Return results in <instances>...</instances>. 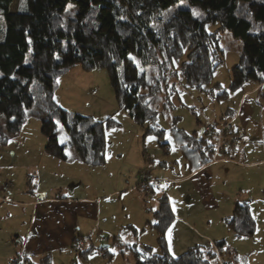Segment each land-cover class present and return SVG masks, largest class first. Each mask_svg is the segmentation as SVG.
Segmentation results:
<instances>
[{
	"label": "rangeland",
	"instance_id": "374dc122",
	"mask_svg": "<svg viewBox=\"0 0 264 264\" xmlns=\"http://www.w3.org/2000/svg\"><path fill=\"white\" fill-rule=\"evenodd\" d=\"M18 3L13 0L10 10ZM173 7H189L193 14H202L186 0ZM205 27L213 32L218 24L207 22ZM18 35L17 29L5 26L0 15V39L12 41ZM219 35L223 61L211 80L197 88L178 79L168 94L170 104H162V97L154 101L162 138L145 133L148 123H138L119 107L106 68L84 70L75 64L59 75L53 98L62 108L93 119L113 114L116 124L105 130V160L96 165L75 162L57 171L59 180L74 191L72 196L85 195L91 203L38 201L32 206L35 215L33 211L21 215L23 209L9 202L30 191L11 195L14 188L4 183L5 170L9 162L25 166L28 160L20 153L29 152L31 144L36 147L45 140V148L41 112L33 105L20 130L0 145V154H15L6 162L0 159V212L4 214L0 215V264H10L21 250L10 233L18 231L24 237L27 229L39 225L45 238L64 236L68 229H72V237L77 236L63 246L69 254L64 258L51 255V264H155L161 251L158 236L162 225L156 211L162 195L173 214L163 227L171 255L196 243L224 239L222 260L235 254L239 264H264V86L249 79L231 87L230 69L239 60L242 42L228 30ZM30 50L31 44L27 57ZM175 66L179 70V63ZM3 121L0 114V125ZM58 130L62 142L64 134ZM45 161L43 156L39 162ZM204 163V168L190 173ZM56 193L66 192L58 189ZM237 199L249 200L255 222L254 232L240 238L224 218L232 214ZM42 210L48 216L43 213L40 217ZM77 243L78 252L73 248Z\"/></svg>",
	"mask_w": 264,
	"mask_h": 264
},
{
	"label": "trees",
	"instance_id": "16d2710c",
	"mask_svg": "<svg viewBox=\"0 0 264 264\" xmlns=\"http://www.w3.org/2000/svg\"><path fill=\"white\" fill-rule=\"evenodd\" d=\"M18 1L11 11L13 0H0L5 26L19 31L12 41L0 39V114L4 117L0 145L20 130L28 110L36 105L46 153L65 160L71 149L76 159L90 165L105 160V130L116 124L113 114L93 119L62 108L53 98L57 78L75 64L84 70L106 68L119 107L138 123L147 122L145 133L162 138L154 101L162 97V104H170L168 94L178 79L197 88L211 80L223 61L221 30L230 31L242 42L239 60L230 69L231 87L249 79L264 86V0H186L201 15L193 14L189 7H173L181 0ZM207 22L218 27L209 32ZM183 56L185 60H181ZM59 128L64 134L62 142ZM156 213L162 227L155 264H239L235 254L222 260L223 239L213 245L197 243L171 255L163 227L173 214L164 195ZM225 220L236 237L254 232L249 201H236ZM17 255L10 264H51L50 255L37 263Z\"/></svg>",
	"mask_w": 264,
	"mask_h": 264
},
{
	"label": "crops",
	"instance_id": "0c3cea01",
	"mask_svg": "<svg viewBox=\"0 0 264 264\" xmlns=\"http://www.w3.org/2000/svg\"><path fill=\"white\" fill-rule=\"evenodd\" d=\"M26 142L27 141L24 139V143ZM43 142L45 144V140ZM44 144H37L36 147H33L34 145L33 143L31 144L32 147L28 146L29 149L27 150H30L29 152L20 153L24 161L28 160L26 161L27 164L25 166L12 164V163L9 164L10 162L7 163V168L5 170L7 178H5L4 183L9 184L8 188L13 186L14 192L11 195L13 196L20 195L21 192L24 193L27 189L28 191H30V194L28 193V195L27 194L22 196L20 195L19 196L20 199H14L11 202H9V204L23 209V212L20 211L21 215L22 214L31 215L32 211L34 212L35 215L36 208L35 210L34 209L32 210V206H34L33 204L38 201H42L40 202V204H43L45 202L56 203L65 200H67L66 202H70L72 199V201L74 202L77 200H81L82 201L81 203H91L88 201L90 200V198H88L85 195L80 196L79 194L76 196H72L71 194L74 191L69 187V185H65L64 181L59 180L57 176V171H63L60 169V166L63 165L62 166L63 169L66 168L67 166L75 164V162H79L81 164L82 162L74 157V153L73 151H71V149L70 151L68 150L69 157L65 160L58 159L52 155H49L48 153L45 152L42 146ZM40 146H42V148H40ZM8 156H10V159H12L15 156V154L11 153L5 155L4 153H1L0 159L3 158L2 160L6 162V159L8 160ZM43 156L44 159H46L47 161L41 164L39 161ZM203 165H205V163L202 164L201 166H198L197 168L195 167L196 169L192 170L190 173H193L200 167L204 168L205 166ZM69 178L70 176H68V179ZM63 186H66V188ZM58 189L62 192L65 191L66 193H64L63 195L60 194L58 195V193H56ZM53 193H55L56 196L52 195ZM238 200L243 201L245 199H237L236 201ZM38 204L39 202L36 205ZM25 207H30V209L28 210ZM84 210L85 208H82V211ZM42 214L44 216H48L47 211L42 210L40 217L42 216ZM86 214L87 213H85V215ZM0 215L4 217V214H2V212H0ZM38 227H40V225ZM38 227L37 229H35V227L32 228L31 230L27 229V231H25L24 237H21L19 234L20 232L18 231L14 232V234L12 235L10 233V236L12 237L14 236L17 245H20L21 250L18 252L19 254L24 255V257H26L31 263H37L38 259L44 255H50V257L51 255H53V258L54 257L64 258V256L69 254V252L63 248V246L67 245L70 239H71L70 240L71 243H73L74 239L77 237V236L72 237V231H71L72 229H68L69 232L66 231V234L64 236L53 239V238H45L42 233V229L38 230ZM217 240H221V239H217ZM213 243L214 242H212L211 245H213ZM54 252H56V254H54Z\"/></svg>",
	"mask_w": 264,
	"mask_h": 264
},
{
	"label": "built area",
	"instance_id": "2783aa9c",
	"mask_svg": "<svg viewBox=\"0 0 264 264\" xmlns=\"http://www.w3.org/2000/svg\"><path fill=\"white\" fill-rule=\"evenodd\" d=\"M78 246H80V243H77V244H75V245L73 246V248L75 249L76 252H78ZM213 248H214V250L217 252L216 247H213ZM217 256L219 257L218 252H217ZM218 259H219V258H218Z\"/></svg>",
	"mask_w": 264,
	"mask_h": 264
}]
</instances>
